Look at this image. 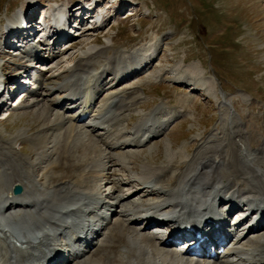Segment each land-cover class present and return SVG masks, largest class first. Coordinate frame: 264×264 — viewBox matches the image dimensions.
Segmentation results:
<instances>
[{"label": "bare ground", "instance_id": "1", "mask_svg": "<svg viewBox=\"0 0 264 264\" xmlns=\"http://www.w3.org/2000/svg\"><path fill=\"white\" fill-rule=\"evenodd\" d=\"M51 1L57 2L58 0ZM120 4L122 5V3ZM124 4L120 7L122 8L120 12L127 7V3ZM118 5L114 4L113 7ZM31 6L34 7L27 10H29V15L33 16L41 3H33ZM51 10L55 20H61L62 28H64L66 15L71 16L74 13L75 5L70 8L51 7ZM18 22L19 17L16 15L12 20H8L7 28L10 29L11 25L16 26ZM88 29L82 32L81 37L93 31ZM60 41V38H56L54 45ZM73 43H75L73 40L69 42V51L74 48ZM42 50L44 52L45 49ZM109 50L111 49L106 47L95 53H85L81 60L84 64L78 63L67 70L70 75L64 84L65 89L64 86H61L58 90V92L63 90V92L69 93L65 101H56L50 107L40 106V102H35L39 106L38 115L42 119L40 126L42 130L32 138V144L36 156H38L37 164H32V161H28L29 159H27L28 163H24L26 157L24 158L20 153L19 155L15 148V145L25 136L24 132L11 138V148L0 145V151L8 153L0 152V168L5 173L14 170V168L26 171V175L11 173L7 192H3L0 196V264H23L24 262H26L25 264H51L59 249H67L65 252L70 257V259L68 258L69 264H264V234L250 238L251 235L256 234L257 228L246 234L243 232L237 238L238 246L227 249V255L213 263H207L201 260L202 258L197 260L184 257L177 249L173 248V245L164 241L158 233H149L154 227H158L153 225L156 220L155 216L157 217L160 213H167L174 220L184 223L196 222L216 214L218 210L211 204L212 201L257 208V216L263 217V220L255 226L260 223L264 225V145L259 150V157L254 156L245 148V137L236 127L232 128L234 130L233 138L231 137L232 145L236 150V154H233L232 157L229 152L225 151L227 146H231V142L228 141L230 138L227 136L226 140L206 141L186 164L182 161L173 163L174 167H178V172L174 173L175 175L171 174L173 169L168 168L169 166L154 169L144 167L138 174V182L146 184L147 187L139 192L153 187L154 193L152 194L161 199L153 205H149L150 210L144 209L143 204L131 202L132 195L129 198L117 195L121 188L115 186L114 173L112 175L109 171L106 173L109 166L107 161H101L100 144L112 151L122 150L127 145L141 146L143 137L149 136L150 133L161 132L167 119H163L159 129L154 131L146 127L144 122L143 127L141 128V124L136 132L141 136L131 140L126 139L125 135H121L119 122L125 118L126 106L129 104L132 107L138 103V99L134 98L138 93L135 89L129 90L130 93L128 89L119 92L115 90L113 96L100 100L102 91L105 90L103 78L114 75L116 84L125 83L133 72L138 71V67L152 64L153 54L140 58L141 63L138 66L133 64L132 60L127 62L123 59L128 64L123 66L121 56L117 53L110 56ZM144 52H152V50H144ZM105 56L104 65L100 59ZM53 57L54 54L52 56L50 53L47 58L52 60ZM39 59L46 65V58ZM95 64H102L100 72L94 70ZM52 70H54L53 66L49 68V71ZM113 102L115 103L117 122L112 119L99 120L98 124H102L104 127L111 126V132L96 135L91 133L87 126L83 127L86 132L79 129L78 124L87 115L94 112V114L96 113L94 116L98 119L97 116L103 115L104 110ZM97 103L101 106L97 107ZM161 107L163 106H158L152 111L160 110ZM170 108V114L173 116L175 111ZM77 110L79 112L75 114ZM153 113L149 112L145 118L150 120ZM225 114H229V112L226 111ZM8 117L9 115L4 118L7 120ZM97 127L96 124L92 129ZM157 127L155 126L153 129ZM113 135L116 136L115 139L117 138L118 142L110 141ZM47 145L52 146L47 149ZM231 149L233 150V148ZM79 151L82 154L81 158L76 157ZM92 152L94 155L90 156ZM119 155L124 156L121 153ZM113 156L114 154L110 155V162ZM45 157L47 158L45 159ZM231 158L234 162L241 160L245 166L243 167L244 171L240 173L238 171L240 174L238 176L234 172L231 175L221 173L223 164L228 160L231 161ZM43 159L46 163L43 168L47 173L43 178L48 175L45 178L46 181L48 180L47 186L41 184V181L34 176L42 169L37 168ZM238 166L241 169L242 166ZM133 182L136 181L128 184L132 186ZM103 183L113 185L111 193L106 196L110 199L109 204L99 193ZM136 184L138 183L136 182ZM16 185H22L24 188V194L19 197L12 194V189ZM86 200L89 201V204L77 207ZM100 204L106 206L105 210H115L116 214L117 208H121L122 220L105 224L104 220L92 216L91 206ZM47 205H53L56 209L46 208ZM13 210L25 211H22L21 214H13L11 213ZM149 212L152 213V216L146 220L152 223L145 226L138 224L136 218L150 214ZM36 217L41 218L45 223L38 224ZM69 219L72 220V223L68 222ZM48 230L60 233L58 242H56V237L45 233ZM80 234L91 238L89 241L80 239ZM67 241L70 243L68 244ZM14 242L20 247H24L26 253L23 254ZM84 246H86V252H83ZM198 256L204 257V254Z\"/></svg>", "mask_w": 264, "mask_h": 264}, {"label": "rangeland", "instance_id": "2", "mask_svg": "<svg viewBox=\"0 0 264 264\" xmlns=\"http://www.w3.org/2000/svg\"><path fill=\"white\" fill-rule=\"evenodd\" d=\"M58 1L62 2L59 8H67L68 3L79 0ZM124 1L131 3L128 7L132 8L119 13L105 31L91 32L77 38L73 43L74 48L53 62L54 70L45 73L42 88L34 90L21 105L0 112V145L11 148V138L24 132L25 136L15 148L18 154L26 157L24 163L32 161V164H37L38 156L32 138L42 130V119L35 102L50 107L56 101H62L67 94L55 91L66 82L70 75L67 70L83 63L81 60L85 53H95L109 47L110 56L117 53L127 57L130 53H143L144 50H152L153 54L156 52L152 56L153 64L117 87L119 91L135 89L138 93L134 96L138 103L132 107L128 104L125 108V120L120 126L123 132L129 133L146 112L153 113L155 111L152 110L158 106L177 107V110L170 109L179 115L166 134L146 148L112 151L99 143L101 161H107L111 174L116 173L113 180L116 179L118 185L137 181L136 175L144 167L154 169L169 166L173 169L171 174H176L178 167L172 164L176 161L186 164L208 140L221 141L228 136L231 146H227L225 151L232 157L236 154L232 145L233 127L238 128L245 137V148L259 157L257 153L264 145V0ZM39 2L44 3L41 4L43 7H52L51 0ZM32 4L33 0H0V45L8 20H12L22 8L34 7ZM48 8L41 12L47 14ZM131 13L136 14L132 17ZM105 61L106 56L100 59L104 65ZM23 64L25 60L16 55L3 54L0 46V80L3 78L2 70L14 72L22 69ZM102 64H95L94 70H101ZM112 81L113 77H108V82ZM118 89L108 90L102 98L106 99ZM225 110L229 114H225ZM7 115L8 119H3ZM86 119L78 124L83 132H86L83 127L87 123H93L90 117ZM87 129L92 133L91 128ZM51 146L47 145L46 148ZM113 154L110 162L109 157ZM81 155L79 151L76 157L81 158ZM93 155L92 152L90 156ZM230 160L223 164L221 173L231 175L234 172L236 176L240 175L245 166L241 160ZM40 163L37 169H42L34 176L47 186L48 180L45 178L48 175L43 178L47 174L43 168L45 160ZM238 165L242 166L241 169ZM25 172L14 168L5 173L0 168V196L7 192L11 173L26 175ZM171 177L174 179L173 175ZM131 184H126L128 187L122 188L117 195L128 198L132 195L131 201L140 203L158 200L155 196L145 198L146 192L134 194L139 187L136 182ZM111 189L112 185L103 188L102 192L107 194ZM47 207L51 210L54 208L53 205ZM120 218L118 216L116 220ZM36 221L38 224L45 223L39 217H36Z\"/></svg>", "mask_w": 264, "mask_h": 264}, {"label": "water", "instance_id": "3", "mask_svg": "<svg viewBox=\"0 0 264 264\" xmlns=\"http://www.w3.org/2000/svg\"><path fill=\"white\" fill-rule=\"evenodd\" d=\"M22 192H23V188L21 185H16L14 187V194L15 195H20V194H22Z\"/></svg>", "mask_w": 264, "mask_h": 264}]
</instances>
